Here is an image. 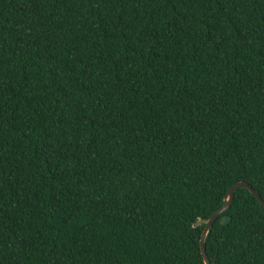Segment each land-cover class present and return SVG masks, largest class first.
Here are the masks:
<instances>
[{
    "label": "trees",
    "instance_id": "16d2710c",
    "mask_svg": "<svg viewBox=\"0 0 264 264\" xmlns=\"http://www.w3.org/2000/svg\"><path fill=\"white\" fill-rule=\"evenodd\" d=\"M239 182L264 199V0H0V264H205ZM206 249L264 264L248 189Z\"/></svg>",
    "mask_w": 264,
    "mask_h": 264
},
{
    "label": "water",
    "instance_id": "95a60500",
    "mask_svg": "<svg viewBox=\"0 0 264 264\" xmlns=\"http://www.w3.org/2000/svg\"><path fill=\"white\" fill-rule=\"evenodd\" d=\"M248 189L255 197L256 199L259 201V203L264 207V199L260 196V194L258 193V191L256 189L253 188V186H251L249 183L247 182H239L237 183L235 186H233L229 192L226 195L225 201L226 204L224 205V207L222 209H220L219 211H217L211 218L209 219H199L196 223H194L193 227L197 228L199 226L205 225V229L202 233L201 236V252H202V256L204 258V262L205 264H212L211 260L209 259L208 253H207V249H206V240L208 237V234L210 232V230L212 229L214 223L217 221L218 218H220L221 216H223L231 207L234 199H235V195L237 193L238 190L240 189ZM230 218L228 216H224L222 219V224H227L229 223Z\"/></svg>",
    "mask_w": 264,
    "mask_h": 264
}]
</instances>
